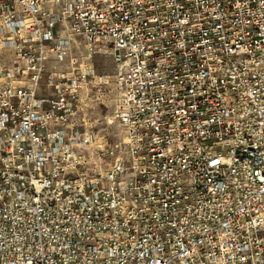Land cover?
Wrapping results in <instances>:
<instances>
[{
    "label": "built area",
    "instance_id": "2783aa9c",
    "mask_svg": "<svg viewBox=\"0 0 264 264\" xmlns=\"http://www.w3.org/2000/svg\"><path fill=\"white\" fill-rule=\"evenodd\" d=\"M0 264H264V0H0Z\"/></svg>",
    "mask_w": 264,
    "mask_h": 264
},
{
    "label": "rangeland",
    "instance_id": "374dc122",
    "mask_svg": "<svg viewBox=\"0 0 264 264\" xmlns=\"http://www.w3.org/2000/svg\"><path fill=\"white\" fill-rule=\"evenodd\" d=\"M75 40L79 45L78 47L76 44L74 45V49H78V53L75 55H80L82 46L78 39ZM91 62L98 75H106L112 78L117 71L109 52L103 47L97 49V52L92 56ZM115 100L116 93L112 84L104 89L93 88L91 100L88 101L89 106L85 108L79 117H83L86 122V128L91 133L99 136L104 135L109 143H116L120 136L117 127L108 125L106 122L112 113Z\"/></svg>",
    "mask_w": 264,
    "mask_h": 264
}]
</instances>
